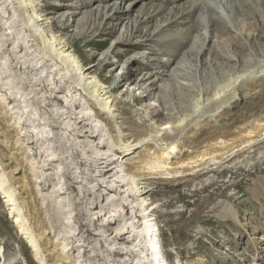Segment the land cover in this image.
<instances>
[{
	"label": "bare ground",
	"instance_id": "obj_1",
	"mask_svg": "<svg viewBox=\"0 0 264 264\" xmlns=\"http://www.w3.org/2000/svg\"><path fill=\"white\" fill-rule=\"evenodd\" d=\"M108 1L112 3H86L95 2L97 7L86 11L85 19H73L78 30L72 38L54 31L52 20L41 12L40 0H0V70L20 79L18 83L14 76L13 81L11 77L0 84V104L7 105L2 108L12 128L0 129V195L38 264H168L158 241L156 206L142 171L157 175L169 165L187 168L206 156L212 159L216 152L226 154L248 145L255 136H264V0H153L141 6H136L137 0ZM118 12L124 15L119 35L120 28L110 23ZM133 12H139L134 21ZM162 12L165 26L156 27L153 35L141 30L142 24ZM227 19L248 34L251 47L263 42L255 47L260 56L257 67L247 63L229 75L214 77L203 62H195L193 80L185 67L176 66L168 73L138 53L131 60L143 63L149 72L140 78L142 70L128 68L127 74L108 84L101 72L102 61L84 63L74 42L101 29V36L115 37L117 43L108 53L122 60L129 47H143L142 42H134L136 37L160 39L167 28L181 23L184 37L172 40L178 46L169 56L174 61L181 50L179 55L192 54L199 61L206 41L219 45L221 36L229 34ZM202 30L206 32L201 42L190 48V36ZM229 38L235 52L243 51L245 44L238 36ZM87 41L94 45L96 39ZM101 43L104 46L107 41ZM124 44L129 47L118 53L116 47ZM214 53V58L225 55ZM135 78H152V84L165 79V84L158 85L164 93L169 92L164 86L184 79L195 82V87L183 84L188 97L178 96L180 109L164 117L156 112L151 126L124 115L122 100L115 96V89ZM23 84L28 86L27 95L19 92ZM165 95L159 94L157 100L170 112ZM21 96L26 98L22 104ZM14 100L20 105L10 103ZM37 173L40 185L37 179L32 182ZM251 191L255 198L264 195V178L255 180ZM47 198H59L65 204L61 210L69 216L64 214L70 223L69 242L49 229L44 211ZM223 209L236 217L230 205ZM258 231L254 247L264 242V230Z\"/></svg>",
	"mask_w": 264,
	"mask_h": 264
},
{
	"label": "rangeland",
	"instance_id": "obj_2",
	"mask_svg": "<svg viewBox=\"0 0 264 264\" xmlns=\"http://www.w3.org/2000/svg\"><path fill=\"white\" fill-rule=\"evenodd\" d=\"M88 1L40 0V8L41 12L44 14L47 13L46 16L52 20V27L55 32L73 38V34L78 30V25L73 19H85L84 13L97 7L95 2L87 5L86 3ZM106 1L108 3L111 2ZM150 1L153 0H137L136 6H141L143 3L149 4L148 2ZM82 3L87 6L81 7ZM168 6L174 8L176 5L168 4ZM256 11L260 12V9L257 8ZM76 12H78L76 14L78 16L74 15ZM135 14L139 15V12L130 14L132 16L131 20L133 18V21L135 20ZM123 17L124 15L118 12L110 20V23L116 25L118 29L120 28L118 35L123 30V26L121 25ZM163 18L165 19V16L162 12L155 18H152L150 22L148 21L145 25L142 24L141 30L144 32L148 30V34L153 35L156 27L166 25ZM97 21H100L102 24L105 22L102 19ZM247 21L253 22V19L249 18ZM227 22V25L231 27L229 34L226 36L222 35L224 37L221 36V43L219 45L209 44L206 41V51L203 53V57L198 58L199 61L192 54L179 55L181 50L174 55L177 57L174 61L169 56V52H175L178 46L177 44H173L174 38H177V36L178 38L184 37V28L181 23L167 28L164 37L160 39L149 41L146 37L141 39H137L136 37L134 42H142L143 44L141 49L130 48L126 44L117 46L116 51L118 53L123 52L127 47L130 49L129 53L122 60L108 53L107 50L110 49L109 47L114 48L117 43L115 37L109 38L107 36H101V29L94 31L90 37L74 40V42L77 52L84 63L98 65L102 61L101 70H103L101 72L105 78H108V84L113 83L116 77L118 79L120 76L127 74L128 68L142 70L140 71L141 75H144H140V78L149 72L148 69H144L143 63L138 65L131 60L130 57L138 53L149 56L152 59L151 63H153V66L159 64L168 73L175 68L177 69L176 66L185 67L187 69V75L192 79L196 75V72L192 68L195 62L196 64L203 62V67H206V70L212 73L214 72L213 75L215 74L216 77L229 75L231 74V70L238 69L243 64L247 65L248 63L249 66H258L260 56L255 47L259 48L260 43L263 45V42L256 41L258 44L254 47L252 45L251 47V38L248 39V34L244 30L241 31L240 29L234 28L230 19H227ZM204 32L206 30L200 31L195 36H190L187 42L190 48H194L201 42V39L204 37ZM231 35L238 36L240 41L245 44L243 51L238 52L237 50L239 49H237L235 52L234 48L233 51L231 39L229 38ZM92 37L96 39L95 46L87 45L86 43ZM263 38L264 34L261 38L262 41H264ZM103 41H107V43L101 46V42ZM213 51L225 55L220 58H214L213 55L215 53ZM105 58L106 61H104ZM168 60L170 62L169 64ZM165 63L166 65H164ZM3 72L0 70V84L8 83L11 77V81L15 79L19 83L20 79L17 76L14 75L15 78L13 79L14 76L10 77L9 74L6 75ZM137 75L139 77V73ZM151 79L141 81L139 78H135L133 82H125L118 89H115V96L122 100L121 108L125 112L124 115L132 117L138 123L144 121L146 125L149 124L152 126L153 117L156 112H160V117H164V115L166 116L167 114L168 116L173 113L172 111L175 112L177 109H180L178 96L187 94L186 97H188V91L184 88L185 85L183 84L188 83V87L191 84L190 87L194 88L195 82H192L190 79H180L182 83L172 82L170 86L168 84L164 86L165 89L169 87V92L164 93L163 90L160 91L161 89L158 88V85L160 83L165 84V79L160 81L156 79L153 84ZM17 82L15 83L17 84ZM18 87L21 95L23 93L24 95L28 94L27 85L23 84ZM159 94H166L164 98L165 102L168 103L167 105L172 109L170 112L164 110L161 102L157 100ZM16 100L10 103L17 106L20 105L19 103L22 104L26 98L21 96L20 101L18 100L19 103ZM15 101L18 104H15ZM4 103L9 105L8 102ZM3 106L6 107L7 105L0 104V129L3 132H9L11 131V123L8 122L9 115H7L8 113H4L6 110L2 108ZM33 106L34 108L37 107L36 104ZM3 119H5L4 122ZM15 148L17 151L21 150L19 146H15ZM212 159L206 156L200 163L197 162L188 165L187 168L185 165H169L166 166L168 170H165V167L159 169L160 171H158H162V173L157 175L149 174L150 171L146 169L142 171L144 175L141 176L142 181L144 182V186L149 190L151 202L156 206L154 212L155 223L162 253L168 264H264V242L258 243L259 245L254 247L255 241L258 239V235H260L258 230H264V195L260 194L255 198L254 196L256 195L251 191L254 187L255 180L257 181L259 177L264 178V136H255L253 140H250L248 145L246 144V146L238 149L235 148L226 154L216 152V154H213ZM174 168L177 171H173ZM35 180L37 183L34 182ZM38 181L40 179L37 173L32 182L40 185ZM45 203L44 211L46 213H44L46 218L48 217L46 220L49 229H51V232L58 239L62 238L64 241L69 242L71 240L69 234L71 233L70 223H68L69 219H67L69 216L62 212L64 208L61 210L65 204L59 198H47ZM225 205H230L236 217H230L224 211L223 208ZM64 214L67 218H65L66 216ZM0 264H38L32 255L29 245H27L21 236L13 219L8 215L1 195Z\"/></svg>",
	"mask_w": 264,
	"mask_h": 264
}]
</instances>
